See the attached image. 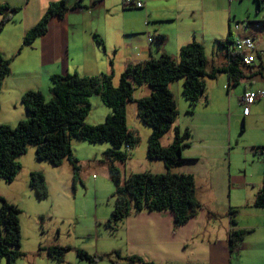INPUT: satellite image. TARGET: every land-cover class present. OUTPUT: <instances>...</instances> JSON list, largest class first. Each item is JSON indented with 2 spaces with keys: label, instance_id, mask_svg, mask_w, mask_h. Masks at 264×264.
Segmentation results:
<instances>
[{
  "label": "crops",
  "instance_id": "crops-1",
  "mask_svg": "<svg viewBox=\"0 0 264 264\" xmlns=\"http://www.w3.org/2000/svg\"><path fill=\"white\" fill-rule=\"evenodd\" d=\"M60 1L62 0H0L2 6L19 9L12 16V21L6 22L3 27H1L2 15H0V56L11 60L10 74L2 82L0 92L2 124L6 123L5 121H20L26 118V112L20 103V98L25 92L37 90L49 99L52 75L77 73L80 76L91 77L108 73L113 74L114 81L117 79L118 83L120 74L129 65L157 58L161 52L177 59L180 48L192 41L203 45L208 60L207 71H211L225 65L224 53L217 47V42H223L230 30L235 40L245 34L254 38L255 61L250 66L241 63L239 69L242 78L237 86L227 87L228 76L225 73L218 74L215 79L207 80V85L208 81L210 83L213 81L218 90L222 84V89L226 88L225 94L231 92L235 94V100H231L235 108L230 119L233 118L237 123L246 122L249 126L256 123L262 127L263 134H252L250 139L255 142L243 146L246 156L245 168L235 178L238 188L245 190L250 187L255 188L254 191L250 197L245 198L242 197V192L238 193V203L229 200L228 203L225 202V198H228L225 195L205 199L196 196L202 209L177 229L173 228L174 216L170 211H143L130 215L116 227L120 232V244L119 247H112V254L118 252L120 257L135 255L153 264H264V208L253 206L254 197L261 187L262 180L261 183H257V178H253L256 173V169H253V160L258 157L251 149L264 146V99L253 104L250 107V114L246 117H243L242 108H239L242 107L241 99L246 91L264 90V5L261 1L143 0L145 6L138 10L125 9L123 0H101L95 5H92L95 0H91V4L82 0L81 7L71 10L79 0H65L71 9L61 18L52 17L47 33L30 46L20 49L24 35L38 23L49 4ZM99 7L103 11L102 22L105 23L109 46L104 39L105 32L94 16V12ZM245 20L260 21L259 27L253 30L247 29L245 32L232 31L233 21L244 23ZM148 35L152 37L163 35L165 40L158 47L154 40L150 44L147 42ZM94 36L102 39L104 49L99 47ZM116 58L118 60L115 63ZM177 81L181 80L172 82L169 88L174 96L177 110L178 106H181L188 119L181 126L176 117L174 128L180 133L183 128V133L188 132L190 140L192 138V142H195L193 132H196L200 125H205L210 131L215 130L217 124L211 121L214 116L224 117L225 101H220V98L216 101L223 105L218 110L219 114L207 113L199 120L194 117L197 115V105H213V98L209 101L200 100L196 107L191 109L187 101L183 104L177 99L180 94L179 84L174 86ZM142 88L146 90L142 91L141 96L134 94L135 98L148 95V88L145 86ZM109 113L110 111L104 118ZM167 135V144H164L163 139ZM166 136L161 140L164 147L172 142L174 130L172 129ZM186 144L188 146L183 147V152L190 148L189 143ZM187 153L183 157L191 159H185V163L177 171L194 175L196 192H198V176L205 180L206 188L211 185L213 174L210 172V167H216L214 174L218 173L214 184L223 185V174L225 177L226 174L223 166L215 165L218 157H211L206 153L199 155L197 150ZM199 167L203 172L198 171ZM164 171L162 164L156 173ZM198 172L201 174L198 175ZM230 179L227 168L228 184ZM217 203L220 205L217 206ZM230 218L234 222V227L230 224ZM232 228L247 233L231 250L229 231ZM40 247L44 246H39L37 251L33 252L23 251L26 256L18 259L14 264H125L121 259L114 260L112 257L108 258V261L95 262L80 259L76 255V250H85L78 249L77 246L72 247L73 250L62 262H58L49 259L44 253H39ZM85 252L92 256H102L98 251Z\"/></svg>",
  "mask_w": 264,
  "mask_h": 264
},
{
  "label": "trees",
  "instance_id": "trees-1",
  "mask_svg": "<svg viewBox=\"0 0 264 264\" xmlns=\"http://www.w3.org/2000/svg\"><path fill=\"white\" fill-rule=\"evenodd\" d=\"M100 1L95 0L92 5ZM81 2L82 0L76 2L72 9L67 6L65 0L49 4L38 23L24 35L20 49L30 46L36 39L44 36L52 17H63L70 9L81 7ZM123 7L143 9L126 8L124 0ZM18 11V8L0 5L1 27L12 21V16ZM94 38L99 47L104 49L102 39L96 36ZM153 40L160 47L165 37L147 36L149 44ZM234 46L235 39L230 30L223 42H217V47L224 53L225 65L207 71L208 60L204 47L201 43L192 41L180 48L177 59L161 52L157 58L129 65L120 74L117 86L113 84V74L108 73L91 77L77 73L52 75L48 100L40 91H27L20 98L26 118L14 127L0 124V179L12 183L21 170V165L17 162L18 157L24 155L28 147H33L37 161H45L59 167L67 160L72 168L75 183L80 166L72 152V142L75 140L91 144L108 143L110 147L104 154L109 161V176L114 185L111 195L114 203L110 218L105 224L106 228L115 231L123 219L139 212L170 211L174 216L173 228L177 229L195 216L202 207L196 198L194 175L177 171L186 161L182 158L181 151L187 146V142H184L190 135L188 132L180 133L174 128L177 108L169 86L176 80H182L181 93L191 109L196 107L201 98H207V80L215 79L218 74H227L228 88L237 86L242 78L239 66L243 54L236 52ZM10 62V59L0 56V92L2 82L10 74ZM143 86L148 88V95L135 98L136 90ZM92 96H98L110 110L105 121L98 125L86 123L91 110L88 98ZM130 103L135 104L140 122L151 128L147 139L146 158L150 161H161L165 168L163 173L144 171L123 176L115 165L116 161H126L129 151L138 143L137 136L127 127L126 112ZM243 108L244 105L242 115ZM172 129V142L166 147L162 146V138ZM251 149L264 162V146ZM29 187L38 200L47 197V187L41 172H30ZM253 206L264 208V171ZM21 213L18 206L8 203L0 195V262L5 260L7 264H14L26 256L21 250ZM229 220L234 227L233 220ZM246 233L235 231L233 228L229 231L231 250ZM71 250L73 248L70 246L53 245L40 247L38 252L44 253L49 259L62 262ZM76 255L80 259L93 262L102 258L89 255L83 250H76ZM115 257L125 264H153L135 255L120 257L119 253L115 252Z\"/></svg>",
  "mask_w": 264,
  "mask_h": 264
},
{
  "label": "rangeland",
  "instance_id": "rangeland-1",
  "mask_svg": "<svg viewBox=\"0 0 264 264\" xmlns=\"http://www.w3.org/2000/svg\"><path fill=\"white\" fill-rule=\"evenodd\" d=\"M85 2L91 4V0H85ZM102 15L103 11L99 7L94 12V16L98 19L99 26L105 32V23L102 22ZM233 24L232 22V30ZM104 37L109 46L106 32ZM117 60L118 58L115 59V63ZM181 81H177L174 86L179 84L180 94L177 99H180L185 104V100L181 96ZM113 84L117 86V79L115 81L113 79ZM225 89H222L221 84V88L218 90L213 81L211 83L208 81L207 98H201L200 100L209 101L213 98V105H197V115L194 117L201 120L207 113L219 114L218 110L223 106L222 103L216 102L219 98L220 101H225L224 117H213L214 119L211 122L217 124L214 131L206 129L205 125H200V128L196 132H193V140L195 142H192V138L191 140L190 138L185 140L184 143L188 142L190 148L184 150V152L182 150L181 155L183 159H191L184 158L183 155L186 156L188 151L190 154L197 150L199 155L206 153L211 157H218L215 165L223 166L226 174V177L223 174V185L218 183L216 186L214 184V179L218 173L214 174L216 167H210L213 181L206 188L205 180L201 176H198V192H196V196L205 199L207 197L225 195L228 197L227 199L225 198V202L228 203L229 200L238 203V193L242 192L243 198L250 197L255 189L250 187L245 190L244 188H238V183L235 182V178L245 168L246 156L243 146L254 143L255 141L250 139V136L254 133L261 135L263 131L262 127L256 123L249 126L246 122L242 123L239 121L237 123L233 118L230 119L235 108L231 102V100H235V94L233 92L225 94ZM144 90L146 89L141 88L137 90L135 95L141 96ZM216 95L217 97H215ZM88 101L91 110L86 118V123L88 125L103 123L105 121V114L110 110L103 105L97 96L88 98ZM216 104H219V106H216ZM239 108L242 107L239 106ZM177 112L178 124L183 126L188 116H185V112L181 106H178ZM126 115L127 127L137 136L138 143L129 151V157L126 161H116L115 165L123 176L144 171L158 172L162 166L161 161H150L146 158L147 139L151 134V128L142 124L137 118L135 104H128ZM5 122L4 124L14 127L19 121ZM0 124L2 123L0 122ZM183 131L182 128L181 132ZM167 138L168 135L163 139L164 144H167ZM73 142L72 152L80 166L75 183L72 178V168L67 160L61 166L55 167L48 162L37 161L34 158V148L28 147L26 153L17 159V162L21 165V170L16 175L14 181L6 183L0 179V195L8 203L18 206L22 211L20 215L22 251L33 252L37 251L39 246L48 247L60 243L62 246L73 248L77 246L78 249H84L89 253L98 251L102 255L100 261H108L110 257L116 260L115 254H112V247H119L120 232L116 228L115 231H111L105 226L110 218L114 203L111 197L114 185L109 176V161L104 154L110 145L108 143L91 144L75 140ZM202 146H208L209 148L204 149ZM253 161V169H256L253 178H257V183H261L264 171L263 160L254 158ZM227 168L228 175L231 178L229 184L227 182ZM258 168H260L259 171ZM31 171H39L44 175L47 197L43 200H38L29 187V174ZM198 171L203 172L201 167H199ZM200 174L198 172V175ZM203 185L205 186L204 188ZM210 187L212 189H209ZM216 205L219 206L220 203ZM1 264L7 263L5 260H2Z\"/></svg>",
  "mask_w": 264,
  "mask_h": 264
},
{
  "label": "built area",
  "instance_id": "built-area-1",
  "mask_svg": "<svg viewBox=\"0 0 264 264\" xmlns=\"http://www.w3.org/2000/svg\"><path fill=\"white\" fill-rule=\"evenodd\" d=\"M262 5H264V0L261 1ZM124 6L126 8H144L145 4L143 0H124ZM247 21L244 23H234L233 30L234 32H242L247 29H255L259 27V23H249ZM232 30V31H233ZM234 49L238 53H242V64L245 66L251 65L255 61V41L251 35H242L237 40H235ZM264 99V90L258 91H246L241 99L243 108V115L248 116L250 114V106L257 101Z\"/></svg>",
  "mask_w": 264,
  "mask_h": 264
},
{
  "label": "water",
  "instance_id": "water-1",
  "mask_svg": "<svg viewBox=\"0 0 264 264\" xmlns=\"http://www.w3.org/2000/svg\"><path fill=\"white\" fill-rule=\"evenodd\" d=\"M245 21H247V20H245ZM247 22H248L247 24H249V23L251 24V23H255V22L259 23L260 21H258V20H251V21H249L248 20Z\"/></svg>",
  "mask_w": 264,
  "mask_h": 264
},
{
  "label": "bare ground",
  "instance_id": "bare-ground-1",
  "mask_svg": "<svg viewBox=\"0 0 264 264\" xmlns=\"http://www.w3.org/2000/svg\"><path fill=\"white\" fill-rule=\"evenodd\" d=\"M254 63V62H253ZM250 66V65H249Z\"/></svg>",
  "mask_w": 264,
  "mask_h": 264
}]
</instances>
